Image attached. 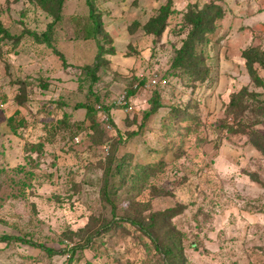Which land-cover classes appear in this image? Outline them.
<instances>
[{
  "label": "rangeland",
  "instance_id": "rangeland-1",
  "mask_svg": "<svg viewBox=\"0 0 264 264\" xmlns=\"http://www.w3.org/2000/svg\"><path fill=\"white\" fill-rule=\"evenodd\" d=\"M231 1L219 5L226 9ZM159 2L91 0L101 23L95 36L87 0H64L48 43L29 32L46 31L52 16L28 0L3 3L9 9L4 24L22 38L13 45L16 51L3 46L0 57V237H7L0 240V264H161L151 240L128 224V230L102 229L83 242L89 230L100 228L93 216L111 217L101 188L112 150L118 175L110 197L118 203L117 214L130 199L148 200L150 186L166 191L144 213L180 208L171 222L182 234L183 264H264V154L250 133L254 128L264 136V115L248 95L235 118L244 131L227 112L231 95L241 89L264 99L241 55L249 46L264 48V19L246 23L250 32L238 33L247 39L237 46L221 44L238 69L220 90L217 56L223 36H213L207 47L213 55L209 82H191L183 70L171 68L186 36L181 13L186 8L168 17L160 37L143 30ZM98 43L103 52L97 61ZM97 63L86 73L85 66ZM152 73L166 80L157 85L163 107L140 127L146 98L156 87L140 95L138 82L145 78L146 83ZM24 87L26 100L19 106L14 98ZM131 87L138 97L125 111L118 98ZM87 103L97 130L79 105ZM97 106L109 109L113 123L101 120ZM170 108L183 115L167 128L162 117ZM227 125L236 128L231 132ZM39 142L41 150L31 149ZM142 166L155 168L136 194L128 189L135 178L119 177L137 176Z\"/></svg>",
  "mask_w": 264,
  "mask_h": 264
},
{
  "label": "trees",
  "instance_id": "trees-1",
  "mask_svg": "<svg viewBox=\"0 0 264 264\" xmlns=\"http://www.w3.org/2000/svg\"><path fill=\"white\" fill-rule=\"evenodd\" d=\"M34 3L38 8L42 9L48 15L52 16V21L48 24L47 30L42 32L41 34H37L34 31H30L29 34L35 38V40L44 41L46 43L49 42V32L52 29L53 25L60 20L61 18V10L64 4V0H28ZM95 0H92L94 2ZM87 3L92 6L90 8V15L93 19V32L94 35H98L100 30V21L96 19L95 11L93 10V5L91 4V0H87ZM172 0H166L164 4H162L158 11L157 15L152 17L148 22L143 26V30L147 34L154 35V38H158L161 36L162 32L168 26L166 21L169 16L172 14H177L179 11L171 8ZM184 17V26L187 27L186 36L182 39L180 47L176 50L175 56L171 63V68L176 69L180 68L184 71L185 74L190 76L191 82H209L211 79V68L208 64V61L211 58L209 48L210 42H212V37L215 32L219 28V21L224 17L225 12L223 8L216 4L214 0H210L208 2L200 3L193 2L187 5L186 10L181 12ZM1 15V8H0ZM138 26V24H136ZM134 29V28H133ZM22 38V35H12L4 27L2 21L0 20V47L3 43L8 41H12L15 44H18V41ZM113 48L109 50V52H113ZM103 52V47L98 43V53L96 56V60ZM59 54L60 58L63 59V56ZM242 57L245 59L246 67L248 69L249 75L252 81L256 86L262 87L264 89V48L260 45L249 46L242 50ZM98 67V63L94 68L91 69L89 66H85L84 69L86 73L92 74ZM93 76V75H92ZM95 79V77H93ZM145 78L140 79L138 84L141 86L145 83ZM44 87L46 85L44 84ZM151 91V95L146 98L148 108L143 110V117L141 118V122L139 126L141 127L144 122H146L149 117L153 114L158 113L159 109L163 107L161 103V94L155 86ZM194 87V86H193ZM126 98L129 96H135V90L131 87L128 90H125ZM25 87L22 88L21 94H17L15 96V100L19 105H22L26 100ZM248 95L249 98L254 101L260 103L257 107V111L259 114L264 115V99H259L258 92H248L245 89H241L231 95V98L228 103L227 112L229 115H232L235 118H238L239 111L243 108V96ZM81 107H84L87 110V116L91 119V126L94 129H99V124L95 121L94 115H92V106L87 104H79ZM124 110L129 105V102L124 104H117ZM104 112L108 115V122H112L111 116L109 114V109L103 106L101 107ZM97 109V108H95ZM98 111V109H97ZM16 113V112H15ZM179 108H170L168 112L162 117V121L168 122L165 127L170 126L171 120L180 119L183 114H179ZM131 119V118H130ZM133 121L137 122V117H132ZM12 121V116L9 117L8 121ZM236 120V119H235ZM264 122V121H263ZM62 123V122H59ZM236 125L239 123L240 126H237L244 131V124L240 123V120H236ZM227 130L233 132L236 127L232 125H227ZM15 130V129H14ZM251 134L255 136L257 139L256 146L257 148L264 154V136L261 135L257 130L252 128ZM134 134V132H132ZM37 148L41 150V143H37L35 146H32L31 149ZM112 150V149H111ZM114 161V150L111 151V154L108 155V158L105 162V170H104V178H103V186L101 190V195L105 203V207L109 208L111 213V217L102 218V217H92L93 221H98L99 229H96L91 233L92 230L88 231L83 238V242L88 244L89 241L92 240L94 236H98L104 230L115 229L116 227H120L121 229L128 230L124 224H128L129 226L139 230L143 235H146L152 242L155 251L159 255V261L161 264H183L184 263V255H183V246H182V234L178 232L172 222L171 219L177 215L180 211L179 207L169 206L165 209L158 210L151 213H144L151 206V202L157 196L165 194L166 191L161 190L158 186H150V196L146 201H135V199H130V201L125 205L123 212L117 214V205L110 194L114 192L113 182L116 180L118 174L113 172L114 167L112 163ZM142 171L137 176H129L124 175L119 177V180L127 181L126 179H134L131 181V186L128 188L129 190L136 191L138 194L141 191L143 182L146 181L147 175L150 171H152L155 167L142 166ZM157 169L159 167L156 166ZM117 173V172H116ZM118 215L117 218L115 216ZM92 221V222H93ZM89 227H93L91 223L88 225ZM7 239V237L2 236L0 240ZM31 245H35L41 247L49 252H52L51 249L44 247L40 244H34L29 240H24ZM84 246V245H82ZM81 245L79 247H82Z\"/></svg>",
  "mask_w": 264,
  "mask_h": 264
},
{
  "label": "crops",
  "instance_id": "crops-1",
  "mask_svg": "<svg viewBox=\"0 0 264 264\" xmlns=\"http://www.w3.org/2000/svg\"><path fill=\"white\" fill-rule=\"evenodd\" d=\"M9 1L12 2L14 0H0V8H1L0 20L2 21L4 27L7 28V30L10 32V34L15 35L16 33L11 32L9 27L7 25H5L4 21H3V14L7 13V10H9L8 8H3L4 7L3 3H9ZM208 1H210V0H172L171 8L174 10H177V11H181V10L185 9L187 7V5L190 3H193V2L204 3V2H208ZM222 1H226V0H214V2L218 5L221 4ZM162 4H164L163 0H161V2H159L158 6H155L156 7L155 9L159 8ZM227 5H228L227 6L228 8L227 7H226V9L223 8L225 15L219 21V28L217 29V31L214 34V36H216L218 34H219L218 36H220V35L223 36V41L222 40L219 41L220 49H219V54L217 56L218 57L217 58L218 59L217 67L219 70V78L221 80L220 81L221 85L219 86V87H221V88H219L220 90L225 89L226 83L229 82L228 74H230V72L236 71L238 69V67L236 65L232 66V62L228 61V60H230V57L227 56V55H229L228 50L226 48L227 46H225V45L221 46V44L222 43L226 44V45L229 44V46H233V47L237 46V43L239 41L247 39V38H244L243 36L238 37V33L244 32L245 34H247L248 32H250L249 29L245 27L246 23L251 25L255 21L264 19V0H232L230 2V4H227ZM244 9H245V12L248 13V18L245 15V12H244V14L241 13ZM250 11L253 12L251 15L249 14ZM228 12L231 14L229 15ZM254 16H256V17L254 18ZM257 25H258V23H257ZM240 29H241V31H240ZM248 37L252 38V34L249 35ZM226 38H229V39L227 40ZM18 43H19V41H18ZM13 45H16V44L12 41L11 42L8 41V42L4 43V45H1L0 57L3 55L2 50H1L3 46H6L7 49L11 48V51H13V50L16 51L17 48H13ZM228 49L231 52L235 51L234 48H231V49L228 48ZM211 57H213L212 54H211ZM213 59H215V58H213ZM30 61L31 60L28 59V60H26V63H28ZM15 111H17V110H15Z\"/></svg>",
  "mask_w": 264,
  "mask_h": 264
},
{
  "label": "built area",
  "instance_id": "built-area-1",
  "mask_svg": "<svg viewBox=\"0 0 264 264\" xmlns=\"http://www.w3.org/2000/svg\"><path fill=\"white\" fill-rule=\"evenodd\" d=\"M143 79V78H142ZM166 82V80L164 78L159 77L157 74L152 73V75L147 77V81L146 83L143 84V88L142 90H140V93L137 94H144L148 89L155 87L157 85H162ZM136 97H138V95L135 96H129L128 98H126L125 92L121 94V96H119L118 98V103L119 104H124L126 105L127 102H129V105L126 107L125 111L131 110L132 109V103L135 102V100L133 101V98L136 99ZM4 105L3 102V98H2V94L0 93V108H2ZM99 115L101 117L102 121L108 122V115L106 112L103 111V109L101 108V106H97Z\"/></svg>",
  "mask_w": 264,
  "mask_h": 264
}]
</instances>
